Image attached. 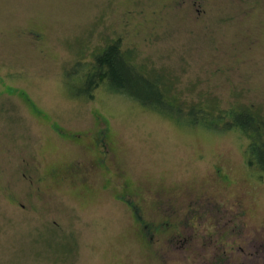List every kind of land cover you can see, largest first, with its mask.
<instances>
[{"label":"rangeland","instance_id":"obj_1","mask_svg":"<svg viewBox=\"0 0 264 264\" xmlns=\"http://www.w3.org/2000/svg\"><path fill=\"white\" fill-rule=\"evenodd\" d=\"M116 41L177 104L249 109L264 136V0H0V264H264L249 135L103 86L72 93L69 71ZM98 130L107 147L84 150ZM100 158L77 183L53 180Z\"/></svg>","mask_w":264,"mask_h":264},{"label":"trees","instance_id":"obj_2","mask_svg":"<svg viewBox=\"0 0 264 264\" xmlns=\"http://www.w3.org/2000/svg\"><path fill=\"white\" fill-rule=\"evenodd\" d=\"M81 62V61H79ZM70 76H76L77 84L71 78L72 93L77 96L91 97L96 88L103 86L109 91L119 92L138 102L142 106L171 116L184 124H204L217 127L216 118L225 120V128L236 127L249 135L248 164L264 170V136L262 123L249 109L224 112L208 111L203 105L185 108L168 97L162 79L157 75L145 72L123 52L120 41L107 45L95 54L87 65L79 63V67L70 70ZM78 85V86H77Z\"/></svg>","mask_w":264,"mask_h":264},{"label":"flooded vegetation","instance_id":"obj_3","mask_svg":"<svg viewBox=\"0 0 264 264\" xmlns=\"http://www.w3.org/2000/svg\"><path fill=\"white\" fill-rule=\"evenodd\" d=\"M61 132H63V131H61ZM79 135H80V133H79ZM59 136L65 140H74L75 139V140H78L79 142H82V140H83L82 137L80 138V137H78L77 134H74V133H71V134L69 133L67 135H59ZM94 139H95L94 143H92L93 146L87 145V147H85L84 150L85 149H91V147H97V148L107 147L108 142L105 140L104 131L98 130L97 132H95ZM81 147L83 148L84 144H82ZM103 151H104V149H103ZM84 153H86V152H84ZM103 165H104L103 159H101V158L98 161H96L94 159L75 160V161H73V163L71 165H67V168H66V175L67 176L61 175L58 179L54 178L53 180H65L68 182L77 183L79 180H81V178H80L81 175L84 176L88 171H92V172L97 171L100 169V167L102 168ZM96 167H98V168H96ZM56 170H57V168L53 169L51 174L56 176L58 174V171H56ZM81 172H82V174H79ZM134 212H136L133 215L134 219L136 221H138L139 223H142V226H140V230L143 231V234L149 236V234H150V231H148L149 226H147V224L144 223L141 215L139 214V209L137 210V208H135ZM221 222H223V225L222 226L220 225L217 229L218 231H220L221 235L219 236V238H217L218 240H216L217 242L215 243V246L218 248L221 246V249L223 251H227L228 250V248H227L228 243H226V244H224L223 242L218 243V241L222 237H225V236L227 237L229 235V233L232 231H230L231 228H227V221H221ZM217 224H220V223H217ZM228 231H229V233H227Z\"/></svg>","mask_w":264,"mask_h":264}]
</instances>
